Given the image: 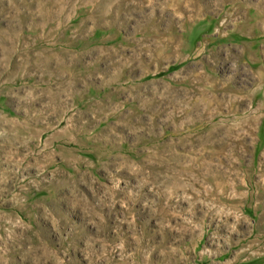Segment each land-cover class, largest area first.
<instances>
[{
	"label": "rangeland",
	"instance_id": "1",
	"mask_svg": "<svg viewBox=\"0 0 264 264\" xmlns=\"http://www.w3.org/2000/svg\"><path fill=\"white\" fill-rule=\"evenodd\" d=\"M198 1L165 44L0 0V264H264V0Z\"/></svg>",
	"mask_w": 264,
	"mask_h": 264
},
{
	"label": "bare ground",
	"instance_id": "2",
	"mask_svg": "<svg viewBox=\"0 0 264 264\" xmlns=\"http://www.w3.org/2000/svg\"><path fill=\"white\" fill-rule=\"evenodd\" d=\"M153 0H57V3H54L53 5L45 6L42 7L41 9H43L45 11V32H53L47 35L50 37L52 34L54 37H57L56 35V31L59 29V26L63 23V21H65L66 19V13L68 12L67 9L70 8L74 2H81L83 4H88L86 8V17L82 19V21L79 22L78 27H76L75 31L77 32L78 30H80L84 24H85V19L87 18H91L94 22H98V23H111V24H117L120 22H124V17L120 16L119 13L122 12V10L124 8H131V10L133 12H138L141 13L145 10V8L147 7H153L155 9V6L157 4H159L160 8L158 9L157 12V18L158 19H154V18H146V21H148V25L153 26V29L157 30L159 27H162V25H165L164 29V34H163V41L165 44L170 43L172 41L174 42H179L180 40V36L178 34H175L173 31H175V19L174 17L177 16L176 14H171V11L173 13H179L180 16H182V18H185V22L182 24L185 25L187 22L189 21H194L193 19L196 16H199L202 14L203 9L200 7L199 5V1L198 0H162L159 2H153ZM152 9V10H154ZM155 11V10H154ZM166 13H170L168 14V18H165ZM55 17V18H54ZM48 20L50 21V23H47ZM202 20V19H200ZM213 20V19H212ZM199 21V19H198ZM82 22V23H81ZM137 24L139 25V22L141 21H136ZM45 24V23H44ZM81 25V26H80ZM264 26V25H263ZM80 27V28H79ZM170 27V28H169ZM169 28V30H168ZM64 33L67 32V29H64ZM46 36V35H45ZM70 38H74L73 35H69ZM160 36V34H159ZM184 36V35H182ZM156 37V35H155ZM145 38V37H143ZM146 42V40H144V43ZM208 43L210 42L209 40L207 41ZM154 45L156 46V50H157V45L156 42L154 41ZM161 49V47L159 48ZM117 52V49H104L103 52L107 53L109 52V54L114 55V52ZM62 52V51H60ZM69 55V53H67V56ZM82 56V55H81ZM81 56L76 58V61L79 60L81 58ZM57 57H61L64 59H66V56H59L56 55L54 57L55 60H57ZM158 59V58H157ZM137 62L139 64H141L142 69L145 70L147 69V66L144 65V63L142 61H139V59H136ZM129 64V63H128ZM61 66H59V62L57 67H59L58 69V73L61 72V70H67L68 76L66 75V77L68 78L67 80H64V84H67L68 86L75 84L77 81V75H78V71H75L74 69H67L64 66H62L63 64H60ZM130 67L132 68V70H134V65L131 64ZM224 69L226 70H233V67L227 66L224 64L223 66ZM142 70V71H143ZM145 73V71H144ZM69 80V81H68ZM167 89V86L165 87ZM168 89L171 90L170 87H168ZM241 97V96H240ZM237 98V97H236ZM157 111V110H156ZM159 113V112H157ZM125 123V122H124ZM249 126V125H248ZM249 130H250V126H249ZM252 130V128H251ZM72 158H75L73 154H71ZM78 161V160H77Z\"/></svg>",
	"mask_w": 264,
	"mask_h": 264
}]
</instances>
